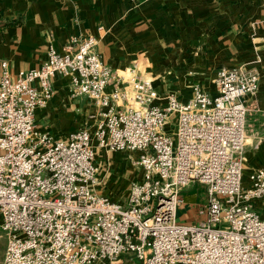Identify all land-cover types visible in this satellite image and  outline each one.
<instances>
[{
    "label": "built area",
    "instance_id": "built-area-1",
    "mask_svg": "<svg viewBox=\"0 0 264 264\" xmlns=\"http://www.w3.org/2000/svg\"><path fill=\"white\" fill-rule=\"evenodd\" d=\"M98 41L73 35L60 51L51 35L41 66L13 75L0 63L2 264H120L126 253L136 264H264V214L254 207L264 200V168L243 185L244 96L259 90V70L223 66L216 95L197 83L184 101L157 90L138 60L116 74ZM58 76L100 109L93 129L62 139L37 127L36 111L53 99ZM98 149L137 153L143 177L131 181L127 204L99 189ZM191 183L207 192L198 223L178 219Z\"/></svg>",
    "mask_w": 264,
    "mask_h": 264
},
{
    "label": "crops",
    "instance_id": "crops-1",
    "mask_svg": "<svg viewBox=\"0 0 264 264\" xmlns=\"http://www.w3.org/2000/svg\"><path fill=\"white\" fill-rule=\"evenodd\" d=\"M51 35L60 51L73 35L97 36L96 49L116 74L138 60L157 90L184 101L194 95L197 83L216 95L217 71L223 66L258 69L259 90L244 96L249 111L243 185L250 186L252 171L264 168V0H0V63L7 60L13 75L47 60ZM54 86L53 99L36 111L38 128L62 139L82 127L93 129L100 109L84 95L72 97L68 77H55ZM176 123L174 114L165 131L174 133ZM137 167L142 175L136 179H141L143 169ZM98 177L102 191L99 172ZM182 197L181 222L206 219L203 184L185 186ZM254 207L264 214L263 199H255ZM137 262L126 253L120 264Z\"/></svg>",
    "mask_w": 264,
    "mask_h": 264
},
{
    "label": "rangeland",
    "instance_id": "rangeland-1",
    "mask_svg": "<svg viewBox=\"0 0 264 264\" xmlns=\"http://www.w3.org/2000/svg\"><path fill=\"white\" fill-rule=\"evenodd\" d=\"M71 96L75 97L73 94ZM59 131L67 132L66 130ZM135 154V152L129 151H107L104 149L97 152L99 175L103 179L104 184L102 188L103 193H107L113 198L118 199V201L126 203L130 181L142 175V170L133 163V160L136 158ZM106 180L108 181L107 183ZM7 239V232L0 227V264L3 261Z\"/></svg>",
    "mask_w": 264,
    "mask_h": 264
}]
</instances>
